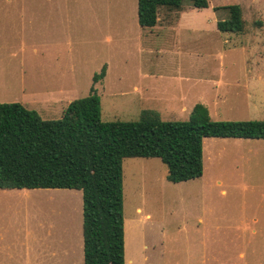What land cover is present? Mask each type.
Masks as SVG:
<instances>
[{"label": "rangeland", "instance_id": "obj_1", "mask_svg": "<svg viewBox=\"0 0 264 264\" xmlns=\"http://www.w3.org/2000/svg\"><path fill=\"white\" fill-rule=\"evenodd\" d=\"M208 1L159 6L143 27L137 0H0V103L56 119L96 93L103 121L186 120L177 88L222 67L235 93L209 116L264 120V0ZM232 4L244 24L221 32ZM202 161L171 182L158 157L123 159L126 264H264V139L206 137ZM0 264H83L81 190L0 189Z\"/></svg>", "mask_w": 264, "mask_h": 264}, {"label": "trees", "instance_id": "obj_2", "mask_svg": "<svg viewBox=\"0 0 264 264\" xmlns=\"http://www.w3.org/2000/svg\"><path fill=\"white\" fill-rule=\"evenodd\" d=\"M183 4L206 8L209 1L137 0L138 23L153 27L158 6ZM224 8L229 16L217 28L240 31V5ZM103 76L102 70L96 80ZM206 137L264 139V120H213L195 104L186 120H163L144 109L136 120L103 121L96 93L70 101L56 119L18 102L0 103V189H80L83 264H126L123 159L158 157L168 181L195 179L202 175Z\"/></svg>", "mask_w": 264, "mask_h": 264}, {"label": "crops", "instance_id": "obj_3", "mask_svg": "<svg viewBox=\"0 0 264 264\" xmlns=\"http://www.w3.org/2000/svg\"><path fill=\"white\" fill-rule=\"evenodd\" d=\"M158 7H157V9H158ZM181 19H182V17L178 18V20H177L178 23L184 22L183 19L182 20ZM158 21H159V19H158V13H157V22ZM217 21L215 22L216 28H217ZM221 32H224V31H221ZM204 69L205 68H203V70ZM226 70H230V69H226V68H222V67L221 68L220 67H218V68L212 67L209 69H205V71H203L204 76H202L200 78H198V77L195 78L200 83L196 82V83L190 85V87L186 88V89L177 88L178 103L180 101L184 102V100L186 98H188L191 100L190 105L192 107L195 104H202L207 108L209 114L211 112H215L217 110V108H216L217 106L222 105V102H226L227 100H229L234 95L233 93H235L233 86L236 83H234L231 80V78L225 77L226 73L229 74L232 72L226 71ZM246 73H250V69H246ZM236 82H239V80H237ZM244 88L247 89L246 85ZM178 90L182 91L183 93H181ZM184 105L185 104L182 103L181 107L184 109V111H186V108L184 107ZM225 120H227V119H225ZM124 257H125V250H124Z\"/></svg>", "mask_w": 264, "mask_h": 264}]
</instances>
